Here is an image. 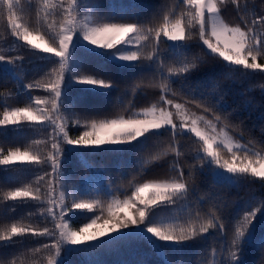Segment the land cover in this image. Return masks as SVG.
Listing matches in <instances>:
<instances>
[{
    "label": "trees",
    "instance_id": "trees-1",
    "mask_svg": "<svg viewBox=\"0 0 264 264\" xmlns=\"http://www.w3.org/2000/svg\"><path fill=\"white\" fill-rule=\"evenodd\" d=\"M61 3L64 8L68 6V0H49L48 11L53 13L49 16V22H62ZM52 5L57 7L52 8ZM20 7L23 11L18 14L22 21L18 22L30 26V30L40 28L37 11L41 17L44 15L43 0H20ZM220 7L226 23L243 27L246 22L254 27L258 38L264 40V24H252L258 17L264 16V0H239V7L232 0H226ZM188 11L183 0H78L76 9L78 16L89 13L92 22L112 18L116 22H139L146 28L158 27L165 15L173 18L183 12L186 20ZM188 34L191 39L174 50L164 37H161L158 48H155L154 42H147L142 51L147 54L155 48L154 60H141L134 65H121L110 58L85 51L80 74L99 75L114 86L106 90V94L87 91L79 85L69 91L59 115L67 118L70 136L78 137L85 130L84 123H90L93 119H111L121 114L128 116L153 105L157 109L164 107L175 112L174 107L160 100L162 90L159 83L166 79L171 88L166 94L167 99L184 105L190 112L213 123H216V116H220L217 124L219 130L223 127L249 152L264 153V71L230 67L222 58L209 54L199 38L198 24L188 29ZM0 54L22 58L11 65V70L0 65V118L5 108L25 107L35 97L50 95L43 87L28 89L25 86L36 83L44 85L52 80L53 69L59 67V59L45 58L30 45L13 37L7 13L2 8ZM193 61L196 67L190 73L169 76V67L175 68L181 63ZM257 61L264 63V55L258 57ZM194 102L203 104L210 111L205 112ZM77 119L79 125L74 123ZM52 130L53 127L49 125L40 126L29 121L22 122L20 126L0 127V150L6 154L16 147L22 150L27 148L39 152L42 157L46 156L51 150ZM35 141L41 143L37 145ZM140 141L134 142L133 147L87 149L84 151L85 159L80 152L63 145L65 152L61 156V175L55 182L57 197L64 192L67 197L65 203L70 205L73 197L66 194L67 191L86 184L94 174L98 178V182L90 185L88 191L75 196L97 200L99 205L90 212L74 209L76 215L69 219L72 227H82L96 216H100L97 221L99 226L109 218L107 203L111 199L123 201L138 184L178 176L179 170L172 167L176 162L183 170L188 194L178 198L175 204L153 207L156 219L183 223L189 215L207 218L215 214L224 224V230L210 229L209 233L182 245L158 246L148 237H127L130 229L135 228L130 226V229L123 230L125 239L94 243L90 249L78 247L67 248L66 252L62 250L58 258L61 264H221L222 261L227 264L228 247L238 221L246 211L264 208V180L243 175L233 183L218 181L207 165L206 157L202 164L201 142L190 132L183 131L181 134L178 130L173 137L170 131L162 129L159 135L149 134L148 139L142 138ZM239 154L242 157L243 151ZM223 156L230 159L226 150ZM45 172H51L47 163L0 165V230L9 228L12 223L54 230L55 222L46 211L52 207L46 195L51 177L46 176L38 181V177ZM26 186L40 187L42 201L5 199L7 192ZM137 206H141L139 202ZM117 211L121 217L124 216L125 212ZM129 211L138 218L135 208ZM72 216L73 213H69L67 219ZM52 240L29 234L24 238H14L11 243L0 242V264H47V257L54 254V249L43 248L42 245H50ZM239 259L241 264H264V215H257L252 235L242 246Z\"/></svg>",
    "mask_w": 264,
    "mask_h": 264
},
{
    "label": "snow or ice",
    "instance_id": "snow-or-ice-1",
    "mask_svg": "<svg viewBox=\"0 0 264 264\" xmlns=\"http://www.w3.org/2000/svg\"><path fill=\"white\" fill-rule=\"evenodd\" d=\"M239 7V0H232ZM226 0H183V4L189 9L187 19L185 13L170 18L165 15L163 23L158 27L146 28L139 22H116L108 18L104 22H81L78 19L76 9L78 0H68V6L64 8L63 3L59 5L63 9L62 22L57 24L55 21L49 22V0H43L45 8L44 15L41 17L37 11V24L41 27L31 29L22 21L18 14L23 9L20 7V0H0V8L6 11L8 24L11 28V35L17 40H22L26 45L39 52L52 54L59 58V67L53 69V79L41 85L28 84V89L41 88L50 93L47 97H35L25 107L5 108L3 116L0 118V126H20L21 121L35 122L43 126L45 122L53 126L51 135V150L46 156H41L39 152L29 149L16 147L8 150L5 154L0 150V165H23V164H49L51 172H45L38 177L43 180L50 176L48 181L49 190L47 200L52 207L46 211L55 222L54 230L47 227L38 229L24 224L12 223L9 228L0 230V242H14V238H24L31 234L33 237L53 238L52 243L42 245L43 248L54 249V254L47 257V264H61L58 259L61 252L67 251L65 246H80L90 249L93 243L113 242L125 239L123 232L130 229L127 237L138 236L148 237L155 245L164 244L182 245L185 242L195 240L203 234L209 233L210 229L224 230V224L219 216L213 214L210 217H189L180 223L176 220L161 219L157 220L153 214V207L172 205L178 198L186 197L189 191L187 182L184 179L183 170L178 163L173 162V169L179 170V175L168 180L150 181L138 184L130 196L123 201L116 198L107 203L108 219L97 226L100 216L91 219L90 223H84L82 227L73 229L68 222L75 217L74 209L93 211L99 205V201L93 199L78 198L73 195L69 204L65 203L67 197L64 192L59 196L55 195V182L61 175V156L65 152L63 145L81 146L82 148H99L100 146H127L133 147L134 142L140 143V138L148 139L149 134L159 135L160 130L170 131L175 137L179 130L181 134L186 129L188 132L201 142L200 151L203 153L201 162L207 157L209 165H216L226 173L232 174L234 178L243 175H251L255 178L264 180V153L249 152L246 146L230 137L224 128L221 127L217 132V124L221 120L216 116V123L207 120L205 117L196 116L180 103H174L167 99L166 94L171 91L167 80H162L159 87L162 90L160 100L171 107L175 112L156 105L145 108L142 112H134L131 115L123 114L111 119H93L85 122V130L76 138H71L68 131V120L59 115L60 108L68 98L69 91L74 86H83L87 91L104 92L110 90L114 85L109 80L99 75L80 74L83 65V53L85 51L92 55L110 58L120 64H132L141 60H154L155 48H158L161 37L167 41L175 42L170 47L173 50L181 46L180 42L191 39L188 29L199 25V38L202 44L209 50V54L222 58L228 66H241L243 69L264 71V63H258V57L264 55V40L258 38L254 27L230 26L221 16L220 5L225 4ZM52 8L57 5H52ZM264 24V16L258 17L252 22ZM43 32V34H42ZM44 41L43 44L36 43L35 38ZM47 36V39L45 38ZM154 42L155 48L152 52H145L142 49L147 42ZM20 57H6L0 54V64L15 65ZM251 61V62H249ZM196 67V63L184 62L178 67L167 69L169 76H180L190 73ZM66 73H70L66 77ZM264 87V86H262ZM197 107L210 111L206 106L199 102ZM179 117L180 123L177 124L176 118ZM190 119V123L188 122ZM59 120V123L57 122ZM79 125L80 121H74ZM203 123L202 129L199 125ZM208 129L211 130L209 133ZM40 144L41 141H35ZM46 143V142H45ZM175 150V149H173ZM230 154V159L224 158L223 152ZM243 151V156L239 154ZM180 153L177 152V156ZM237 162H239L237 164ZM148 192L145 198L144 193ZM32 199L42 201L40 187L32 188L26 186L9 191L5 199L16 201L18 199ZM57 201H59V214L55 211ZM139 202L140 207L137 206ZM135 208L137 215L124 213L119 215V211ZM43 211V210H42ZM73 213L72 217L66 216ZM264 215V208H255L246 211L241 220L238 221L234 230V236L228 247L229 260L227 264H241L239 256L242 253V246L247 243L248 237L252 235L257 215ZM97 226V227H94ZM91 230V231H90ZM115 233L116 235H111ZM107 238V240L103 239ZM39 251V249H36ZM221 264H225L224 261Z\"/></svg>",
    "mask_w": 264,
    "mask_h": 264
},
{
    "label": "rangeland",
    "instance_id": "rangeland-1",
    "mask_svg": "<svg viewBox=\"0 0 264 264\" xmlns=\"http://www.w3.org/2000/svg\"><path fill=\"white\" fill-rule=\"evenodd\" d=\"M78 19L81 21V22H84L85 20H88V22H92L91 21V16H90V14L89 13H87V14H84V15H80V16H78ZM31 38H35V42L36 43H40V44H43L44 43V41H41V40H39V38L38 37H35V35H33V37H30V39ZM170 42V44L171 45H173L175 42H172V41H169ZM182 43H184V42H180V44H182ZM34 50H36V49H34ZM37 52H39L38 50H36ZM43 57H45V58H57V59H59L58 57H55V56H53L52 54H47V53H42V52H39ZM115 62V61H114ZM249 62H251V61H249ZM258 62V61H257ZM138 62H135V63H132V64H123V63H120L121 65H134V64H137ZM1 66H3L4 68H6V69H9V70H11V65H8V64H0ZM69 74L68 73H66V77L68 76ZM83 87V86H82ZM196 116H198L197 114H196ZM22 122H24V121H21V123ZM58 123H59V120L57 121ZM176 122H177V124H179L180 123V119H179V117L177 118V120H176ZM189 123H190V119H189V121H188ZM21 123H20V125H21ZM33 123H35V122H33ZM44 125H49V126H51V127H53L51 124H49V123H47V122H45V124ZM7 126H12V127H14L13 125H7ZM202 129L205 127V125L203 124V123H201L200 125H199ZM0 127H6V126H0ZM162 130V129H161ZM160 130V131H161ZM208 131H209V133L211 132V130L210 129H208ZM184 132H188L186 129L184 130ZM217 132H219V129L217 128ZM228 134V133H227ZM229 135V134H228ZM69 136H70V134H69ZM230 136V135H229ZM71 137V136H70ZM231 137V136H230ZM72 138V137H71ZM143 137H141L140 139H142ZM242 145V144H241ZM68 149H70V150H74V151H78V152H80V154H81V157L83 158V159H85V154H84V151L85 150H87V149H91V150H98V149H101V148H106V147H110V148H120V147H122V146H100L99 148H82L81 146H69V145H65ZM203 154V153H202ZM207 157H206V161H207ZM25 165V164H24ZM207 165L211 168V170H212V174H213V176H214V178L215 179H217L218 181H226V182H235L236 181V179L237 178H234L233 176H232V174H229V173H226L223 169H219L216 165H209L208 163H207ZM8 166H12V165H8ZM7 167V166H6ZM98 182V178H97V175H93L92 177H90L88 180H87V182H86V184L84 183L83 185H81V186H78L77 188H75V189H71V190H69V191H67L66 192V194H69L70 195V197H73V195H75V194H78L79 192H86V191H88L89 190V187H90V185H95V183H97ZM87 183H89V184H87ZM148 192H146V193H144L143 194V196L146 198L147 196H148ZM18 200H21V199H18ZM56 207H57V209H56V211H58L57 213L59 214V201L57 202V205H56ZM129 212V213H131L130 211H129V209H125L124 211H122V212ZM69 214V213H68ZM68 214H67V216H68ZM67 216H66V219H67ZM71 225H72V223L70 222V221H68ZM94 227H97V226H94ZM73 229H75L74 227H73ZM91 231V230H90ZM113 234H115V233H112L111 235H113ZM103 239H106V238H103ZM95 243V242H94ZM93 243V244H94ZM66 248H78V247H84L83 245H80V246H65Z\"/></svg>",
    "mask_w": 264,
    "mask_h": 264
}]
</instances>
